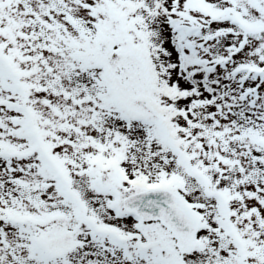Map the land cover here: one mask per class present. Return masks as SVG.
Segmentation results:
<instances>
[{
  "label": "snow or ice",
  "instance_id": "obj_1",
  "mask_svg": "<svg viewBox=\"0 0 264 264\" xmlns=\"http://www.w3.org/2000/svg\"><path fill=\"white\" fill-rule=\"evenodd\" d=\"M0 264H264V0H0Z\"/></svg>",
  "mask_w": 264,
  "mask_h": 264
}]
</instances>
